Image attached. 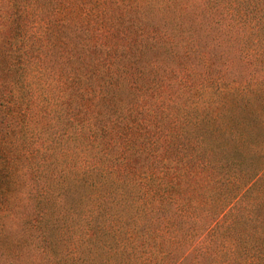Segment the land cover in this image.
<instances>
[{
    "label": "trees",
    "instance_id": "1",
    "mask_svg": "<svg viewBox=\"0 0 264 264\" xmlns=\"http://www.w3.org/2000/svg\"><path fill=\"white\" fill-rule=\"evenodd\" d=\"M59 1L0 0V30H10L0 46V134L32 154L22 165L30 174L19 173L14 210L1 217L4 235L17 248L12 254L0 251V264H78L83 254L91 257L86 264H145L157 248L175 240L178 220L197 205H191L196 196L190 194L235 166L242 154L238 146L249 137L244 130L224 132L237 145L209 149L208 139H214L207 132L183 146L186 135L173 129L178 121L161 129L156 119L164 97L160 85L166 91L176 79L167 68L159 70L165 60L203 63L210 27L199 19V7L211 15L209 26L228 34L244 23L253 31L251 17L258 10L254 0ZM28 9H50L53 16L60 11L61 17L37 18L26 26L19 14ZM197 25L202 33H196ZM30 78L43 79L42 90ZM59 99L66 123L63 118L60 131L49 133L59 118H54ZM40 101L50 108L37 110ZM30 114L37 120L49 116L28 135ZM40 133L50 135L49 145L27 144ZM58 140L74 143L61 148L68 158L61 169L52 160ZM140 158L146 161L143 170L129 162ZM263 174L264 167L254 186ZM187 178L195 188L179 192L178 182ZM112 193L128 195L116 199ZM234 207L216 217L211 233L220 224H236L228 220Z\"/></svg>",
    "mask_w": 264,
    "mask_h": 264
},
{
    "label": "rangeland",
    "instance_id": "2",
    "mask_svg": "<svg viewBox=\"0 0 264 264\" xmlns=\"http://www.w3.org/2000/svg\"><path fill=\"white\" fill-rule=\"evenodd\" d=\"M127 1L130 4L137 0ZM224 1L216 0V4H224ZM197 4L199 7V2ZM253 8L258 10V14L253 11L251 17L253 31H250L248 25L243 26L244 23L242 27L239 26L238 33L228 34L229 32L224 33L217 26H209L211 15L199 7V19L207 22L210 27V32L206 33L209 46L203 51V63H183L182 66L177 62L165 60V66L159 70L161 73L167 68L166 72L170 70L172 77L175 74L176 79L173 87L170 86L166 91L164 82L161 83L160 89L162 86L164 97L158 101L160 109L156 119L161 129H171V122L178 121L173 124V129L186 135L180 142L183 146L190 147L193 139L207 132H211L214 139H208L206 147L209 149L218 143L234 148L237 144L223 137L226 132L244 130L249 137L238 146L242 154L235 166L221 171L204 191L190 194L191 197L196 196L191 200V205H197L187 211L184 218L178 220L175 240L165 241L163 247L157 248V253L145 264H226L228 261L232 264H264V174L256 181L257 184L253 185V178L264 167V0H254ZM59 13L60 11H57L53 16L50 9L40 13L28 9L19 15L20 22L27 26L37 18L47 20L55 17L58 20L61 17ZM15 19L17 20V17ZM195 29L197 34L202 33L198 25ZM9 33L8 28L5 31L0 30V46L6 41ZM222 37L227 40L224 42L227 43L226 46L220 45L219 39ZM60 53L61 48H58L56 63L60 62ZM184 65L188 71L184 70ZM29 80L42 90L39 84L43 79ZM56 103L58 108L54 118H59L53 121L52 127L47 128L49 133L59 132L61 122L65 119L61 100ZM38 104L37 110L40 106L42 110L50 108L46 101H40ZM48 116L49 114L37 120L30 114L26 122L31 123L27 132H23L30 135L39 131L37 122L44 118L42 123L47 122ZM17 118L19 119L18 116ZM23 119H26L25 116ZM241 119L245 120V127L239 126ZM49 136L48 133H40V139L30 140L27 144L49 145ZM66 147L73 148L74 143L58 140L52 144V160L60 169L68 162L61 150ZM219 157L222 156H215ZM133 159L129 162L134 168L143 170L146 167V161L141 158ZM31 161V148L20 149L17 144L13 145L10 139L0 134V251L8 254L15 252L17 245L4 235L1 217L14 210L21 186L20 170L30 174V170L22 165H28ZM43 181L41 178L40 182ZM177 186L179 192L195 188L189 178L185 181L182 179ZM82 190L80 187L79 193ZM117 194L112 193V196L123 199L128 195L120 197ZM230 204L235 207L231 210L228 220H234L236 224L224 227L220 224L211 233L213 221ZM90 258V255L83 254L78 264H86L85 260L90 262Z\"/></svg>",
    "mask_w": 264,
    "mask_h": 264
}]
</instances>
